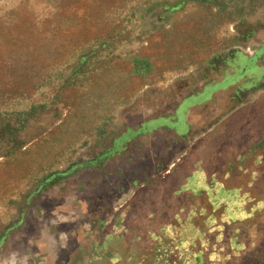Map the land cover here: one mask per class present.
Segmentation results:
<instances>
[{"label": "rangeland", "instance_id": "obj_1", "mask_svg": "<svg viewBox=\"0 0 264 264\" xmlns=\"http://www.w3.org/2000/svg\"><path fill=\"white\" fill-rule=\"evenodd\" d=\"M0 264H264V0H0Z\"/></svg>", "mask_w": 264, "mask_h": 264}]
</instances>
